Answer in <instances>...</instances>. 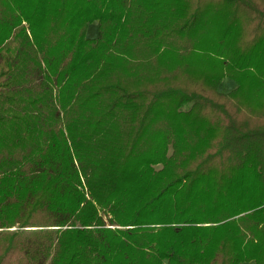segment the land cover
Segmentation results:
<instances>
[{
	"label": "trees",
	"instance_id": "trees-1",
	"mask_svg": "<svg viewBox=\"0 0 264 264\" xmlns=\"http://www.w3.org/2000/svg\"><path fill=\"white\" fill-rule=\"evenodd\" d=\"M249 263L264 0H0V264Z\"/></svg>",
	"mask_w": 264,
	"mask_h": 264
},
{
	"label": "rangeland",
	"instance_id": "rangeland-1",
	"mask_svg": "<svg viewBox=\"0 0 264 264\" xmlns=\"http://www.w3.org/2000/svg\"><path fill=\"white\" fill-rule=\"evenodd\" d=\"M99 32H100V30H99V23L96 22V21L90 23L89 28H88L87 35L88 36H91V37H93V36L95 37V36L98 35ZM11 45L14 46L15 43L12 42ZM235 85H236V83H235V81L232 78L226 77L222 81V83H221V85H220L219 88H220L221 91L226 92V91L232 89ZM249 264H251V263H249Z\"/></svg>",
	"mask_w": 264,
	"mask_h": 264
}]
</instances>
